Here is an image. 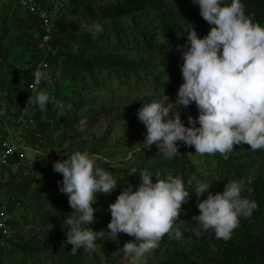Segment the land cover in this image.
<instances>
[{"label":"clouds","instance_id":"9594fccd","mask_svg":"<svg viewBox=\"0 0 264 264\" xmlns=\"http://www.w3.org/2000/svg\"><path fill=\"white\" fill-rule=\"evenodd\" d=\"M192 3L199 6L201 17L213 27L200 38L192 26L187 31V43L177 45L178 50L182 49L180 70L184 82L176 99L164 94L161 100L138 109L137 118L147 130L142 150L150 151L156 145L166 159L179 153L180 144L194 146L200 156L219 153L226 157L234 145L242 144L253 151L264 150V26L246 15L241 0H192ZM81 28L93 39L103 32L102 25L95 22ZM50 79L49 72L38 68L34 72V91L41 81ZM50 102L52 97L46 91H35L27 101L38 105L41 111H46ZM193 103L199 115L195 118L189 115V126H185L181 109ZM67 108L70 110L72 105ZM80 123L83 126L86 121ZM53 170L62 175L59 190L68 196L74 210L63 221L67 226L65 244L72 246V255L80 249L95 252L96 241L105 231L89 227L99 211L93 205L98 193L110 195L117 188V180L111 172L97 166L96 158L87 151H76L55 161ZM137 172L139 186L133 190L129 184L108 209L111 221L107 234L112 240L118 242L119 233L134 237L118 250L130 264L142 261L166 234L176 240L182 238V232L174 225L192 193L199 210V215L192 217L195 223L191 229L197 238L214 235L218 240L228 241L240 227L241 218H251L258 209L255 200L242 195L243 181H229L222 192L212 194L210 184L198 182L193 186L191 180L185 184L181 177L170 173L161 179L160 173L153 176L147 169L135 167L129 170V175ZM205 193L207 197L201 200Z\"/></svg>","mask_w":264,"mask_h":264},{"label":"trees","instance_id":"16d2710c","mask_svg":"<svg viewBox=\"0 0 264 264\" xmlns=\"http://www.w3.org/2000/svg\"><path fill=\"white\" fill-rule=\"evenodd\" d=\"M93 2L94 0H66L65 7L63 6L67 8L64 20L53 24L52 42L56 52L53 55L48 54L45 59L58 68L59 79L75 80L79 78L77 74L80 71L81 76H85L91 85L96 87L101 85L96 77L98 73H105L107 77H116L120 83L127 82L129 77L135 81L141 78L153 80L158 74H164L174 82L183 83L180 70L183 64L182 49L178 50L177 45L183 46L187 43V31L192 26L195 27L200 38L206 36L213 27L201 17L199 6L194 5L192 0H112L98 4L97 7H94ZM241 2L245 5L246 15H251L254 22L264 26V0H241ZM76 22L79 25L77 24L75 29ZM93 22L103 27V32L96 39L81 28L82 25H91ZM62 24L66 29L64 34L58 33ZM40 33L38 23L37 37L33 40L34 46L29 50L30 53L23 65L17 66L5 61L7 69L3 72L4 77L0 76V82L9 78L2 85L4 84L6 92H13L18 104L27 93L26 85L31 81L30 71L33 64L44 55L37 47ZM73 36L74 40L71 39ZM125 48L137 51L138 54L129 56L124 52ZM11 73L14 77L10 76ZM46 89H52L54 97L60 98L59 89L55 84L52 85L51 81L47 83ZM72 97L74 96H61L60 101L63 104L72 103L76 108L81 106V103L75 104L80 99ZM174 97L176 98V95ZM94 111L90 109L84 114ZM181 112L187 124L189 115L194 118L199 115L195 103L182 108ZM83 116H77L76 120L82 119ZM51 122L50 129L57 130L58 122L55 120ZM135 122L129 131L137 137H144L147 130L138 120L137 114ZM26 130L23 131V136L26 135ZM156 151H159L160 155H155V159L147 161L145 155H139L126 167L109 171L118 182L117 188L110 195L98 193L97 199L103 200L109 209V204L114 203L120 192L129 184L135 190L141 181L139 172L129 175V170L133 167L147 169L153 176L160 173L161 179L166 178L170 173L181 177L185 184L191 180L193 186L207 180L184 152L178 151L179 153L172 159H166L159 149ZM14 158L17 159V156L14 155ZM212 158L216 160V166L213 168L219 182L216 188L222 186L223 190L224 184L232 180L243 181L245 191L242 195L255 200L258 209L254 210L251 218H241L240 227L233 232L230 240H218L214 235L197 238L192 232L186 247L173 246L174 248L165 249L163 256L161 255L162 257H159L155 264H264V150L253 151L247 144L234 145V150L226 157L217 153ZM207 166H210V163ZM152 179L155 182L156 178ZM62 180V175L55 171L47 180L42 177L35 180L36 184L24 199L32 204L21 201L23 207L31 210V225L46 226L69 213L71 207L68 196L59 190L58 181L62 183ZM208 183L213 185L214 180ZM216 188L209 186V192L215 194ZM249 188L252 189L251 192L247 191ZM205 195L207 193L202 196ZM195 197L192 193L189 202L182 205L183 210L178 220L186 217V206L192 204ZM108 212L110 214L109 210ZM107 220L97 219L89 227L95 230L105 225ZM13 224L15 222L10 219V229ZM15 236L17 235L14 234L6 239L9 247L6 252H0V260L5 254L15 251L20 254L21 263L27 257L30 259L29 264H37L33 255L44 250L54 251L64 264L87 263L86 251L83 249L78 250L76 255L71 254L72 246L65 244L66 235L63 237L56 235L53 240H45L37 245L28 241H17ZM129 240H134V237L120 234L117 242L109 235H104L96 241V244L98 250L105 251L109 246L125 244ZM160 243L161 240L158 247L153 250L154 253L159 251ZM105 260L108 263L110 261L107 257ZM88 264L94 263L88 261Z\"/></svg>","mask_w":264,"mask_h":264},{"label":"rangeland","instance_id":"374dc122","mask_svg":"<svg viewBox=\"0 0 264 264\" xmlns=\"http://www.w3.org/2000/svg\"><path fill=\"white\" fill-rule=\"evenodd\" d=\"M14 1L18 8L16 11L19 14L25 12L17 5L16 0ZM109 1L112 0H94L93 5L97 7L98 4ZM61 7L63 8L62 4ZM67 21L70 22L71 20L67 19ZM77 24L76 22L75 29ZM70 25L69 28L71 29ZM65 30V26L63 28L62 24V28H60L58 33L64 34ZM71 39L74 40L75 37L73 36ZM124 52L129 56L138 54L137 51L127 48H125ZM1 66L4 72L7 68L4 63ZM57 71L58 68L52 65L50 76L52 75L54 78L51 77V83L52 85L55 84L59 89L60 98L61 96H74L72 98L80 99L75 104L79 105L81 103V106L76 108L72 103L63 104L60 98L54 97L52 89H46L42 85L39 86L38 91L48 92L52 97V102L47 105L46 111H41L38 106L32 111L35 126L26 130L28 144L24 141V137H19V135L14 137L12 135V138L17 143L23 145L21 150L22 158L17 160V164L20 161V168L18 165L17 168L15 163L10 160L6 167L0 168V204L9 210L11 209V220L15 222L11 229V236L16 234L17 241H28L35 245L42 244L45 240L51 241L56 235L60 237L66 235L67 226L63 224V221L68 214L74 211L71 209L68 214L46 226L31 225V210L23 207L21 201L32 204L29 200L24 199L28 196L33 185L36 184L35 180L40 177L47 180L49 175L54 172L53 163L69 157L76 151H87L96 158L97 166L105 171H114L126 167L139 155H145L147 161L152 158L155 159V155H160V152L156 151L158 150L157 146L153 145L150 151L142 150L145 135L142 138L137 137L129 129L136 123L135 115L143 104L159 101L164 94L175 100L174 96L182 84L168 79L164 74H158L153 80H143L141 78L135 81L129 77L127 82L120 83V80L116 77H107L105 73H98L96 77L101 85L96 87L92 86L85 76L82 77V73L78 70L77 77L80 79L77 78L75 80L59 79ZM69 104L72 105L70 110L67 108ZM90 109L95 111L84 114L85 111ZM82 115H84L82 119L76 120L77 116ZM181 119L185 126H189L182 112ZM51 120L58 122V128L55 131L50 129ZM82 120L86 121L83 126L80 123ZM178 151L184 152L196 166V169L201 172V175L205 176L207 179L204 181L205 184H209L210 180H214V184L210 186L217 187L219 182H217L213 168L216 166V160H213V156L207 154L200 156L195 153L194 146L186 147L182 144H180ZM209 163L210 166H207ZM222 191V186L216 188L215 194ZM206 197L207 195L201 196L200 199L203 200ZM196 201L197 198L195 197L192 204L186 206V217L177 220L174 225V228H179L182 232V238L176 240L172 235L166 234L161 239L162 243H160L159 251L156 253L153 250L150 251L138 264H155L159 257L163 256L165 249L174 248L173 246L182 248L189 244L192 224L195 223L192 221V217L199 215ZM93 207L99 209L95 213V220L108 219L105 225L98 227L94 231L103 230L105 231L104 235H108L109 229L107 225L111 221V215L105 206V202L97 199V203ZM120 234L124 233H119L118 235ZM123 246L124 244H115L106 248L105 251H100L97 248L95 252H86V264H88V261H92L94 264H130V260L124 258L122 252H118ZM105 257L110 260L109 263L105 260ZM33 258L37 264H64L63 260L59 259L54 251L46 252L43 250L38 254H34ZM29 261L30 259L26 257L21 263L20 254L13 251L3 256L0 264H29Z\"/></svg>","mask_w":264,"mask_h":264},{"label":"built area","instance_id":"2783aa9c","mask_svg":"<svg viewBox=\"0 0 264 264\" xmlns=\"http://www.w3.org/2000/svg\"><path fill=\"white\" fill-rule=\"evenodd\" d=\"M17 5L21 7L26 13L32 15L38 20L39 29L41 31L37 47L43 51L44 56L37 60L30 71L31 81L26 85L27 93L24 95L21 105L15 113L5 112L0 116V121L4 124V135L0 134V168L7 165L9 160L13 159L16 155L20 160L22 158L23 145L16 142L12 138L13 129L16 127H22L30 129L35 126L34 118L32 115V109L35 108V104L27 103L29 96L35 95L32 85L34 84V72L40 68L50 73V64L45 57L50 54L53 55L56 49L52 42L53 22L56 12L59 11L61 4L64 6L66 0H16ZM61 3V4H60ZM65 7V6H64ZM52 78L54 76L51 75ZM41 81L39 86H44L52 80ZM52 82V81H51ZM11 219L10 211L0 204V252H6L9 244L7 238L11 237V229L9 221Z\"/></svg>","mask_w":264,"mask_h":264},{"label":"crops","instance_id":"0c3cea01","mask_svg":"<svg viewBox=\"0 0 264 264\" xmlns=\"http://www.w3.org/2000/svg\"><path fill=\"white\" fill-rule=\"evenodd\" d=\"M14 2V0H0V76L2 77H4V74L1 65L3 63L5 64V61H7L13 65L22 66L30 53L29 50L33 48V40L37 37L38 20L26 12L19 14L16 11L18 8ZM66 14L64 7H60L52 20L53 24L64 20ZM10 76L14 77V74L11 73ZM5 79L0 82V116L5 112L15 113L22 103V101L20 104L17 103L13 96V92H6L4 90V84L2 85V83H5L9 78ZM37 106L38 105H36L35 108ZM35 108L32 109V111L35 110ZM3 127L4 124L0 121L1 135L5 134ZM24 130H26V128L16 127L13 129V135L14 137L16 135L22 138L24 137V141L28 144L26 135L23 136ZM17 160L18 158H14L10 161L14 162L16 167L18 165L20 168V161L19 164H17Z\"/></svg>","mask_w":264,"mask_h":264}]
</instances>
